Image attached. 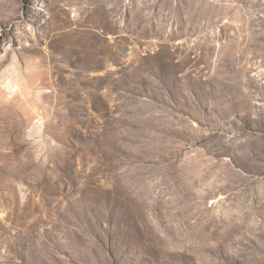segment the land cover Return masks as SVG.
<instances>
[{"label":"rangeland","instance_id":"rangeland-1","mask_svg":"<svg viewBox=\"0 0 264 264\" xmlns=\"http://www.w3.org/2000/svg\"><path fill=\"white\" fill-rule=\"evenodd\" d=\"M0 264H264V0H0Z\"/></svg>","mask_w":264,"mask_h":264}]
</instances>
